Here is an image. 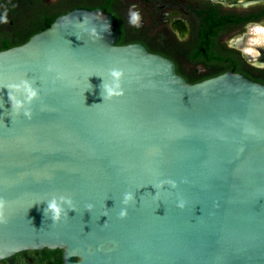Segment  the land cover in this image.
Listing matches in <instances>:
<instances>
[{
	"label": "water",
	"instance_id": "95a60500",
	"mask_svg": "<svg viewBox=\"0 0 264 264\" xmlns=\"http://www.w3.org/2000/svg\"><path fill=\"white\" fill-rule=\"evenodd\" d=\"M120 34L78 8L0 50V264H264V84L189 82Z\"/></svg>",
	"mask_w": 264,
	"mask_h": 264
},
{
	"label": "flooded vegetation",
	"instance_id": "af4514ba",
	"mask_svg": "<svg viewBox=\"0 0 264 264\" xmlns=\"http://www.w3.org/2000/svg\"><path fill=\"white\" fill-rule=\"evenodd\" d=\"M107 7L120 25L118 44L142 43L170 58L189 82L235 71L264 84V43L248 42L258 27L264 28V0H0V17L7 18L0 23V40L21 39L47 14ZM131 12L139 13L138 27L130 23ZM211 13L223 22L210 34L208 49L194 57L199 34L208 28L204 17ZM249 45L259 54L248 51Z\"/></svg>",
	"mask_w": 264,
	"mask_h": 264
},
{
	"label": "trees",
	"instance_id": "16d2710c",
	"mask_svg": "<svg viewBox=\"0 0 264 264\" xmlns=\"http://www.w3.org/2000/svg\"><path fill=\"white\" fill-rule=\"evenodd\" d=\"M109 1L105 2L108 3ZM108 11L109 8L107 7ZM56 18V15L47 14L45 16L39 17L34 24L31 21L32 28L27 34L22 35L21 39L16 38V40H8L7 38L0 40V50L9 48L14 45H20L27 41L30 36L33 34L46 29ZM204 22L207 29L202 30L199 35L200 40L198 42L199 46L194 51L193 56H197L201 54V48L207 50L210 43V34H214L217 30L218 24H221L223 21L222 19H218L215 13H211V15H207L204 17ZM204 31V32H203ZM209 58V57H208ZM61 249H44V250H29L15 254L10 259L13 261L11 262L9 259L4 260V264H63L62 257H61Z\"/></svg>",
	"mask_w": 264,
	"mask_h": 264
},
{
	"label": "clouds",
	"instance_id": "9594fccd",
	"mask_svg": "<svg viewBox=\"0 0 264 264\" xmlns=\"http://www.w3.org/2000/svg\"><path fill=\"white\" fill-rule=\"evenodd\" d=\"M131 18H130V23L134 26H139V13L138 12H131L130 14ZM0 23H7V18L6 15L3 17H0ZM257 31L259 32H264V28H257ZM256 55H258V53H256ZM111 77L113 78V84L112 85H103V91L104 93H106L108 96H111L113 94H118L116 92L117 89H119V77L121 76V73L118 70H112L110 72ZM23 87L28 90L29 92V96L28 98L31 99V97L35 96L36 93L34 91H31L29 88V85L27 83L23 84ZM19 106V105H17ZM63 199V198H61ZM130 199L129 196H125V203L127 202V200ZM47 210L50 211L52 213V219L53 221L58 220L60 217V213L62 211V209L59 207L57 201L55 199H53L52 201H50L47 205ZM121 215H124V212H121Z\"/></svg>",
	"mask_w": 264,
	"mask_h": 264
},
{
	"label": "bare ground",
	"instance_id": "6f19581e",
	"mask_svg": "<svg viewBox=\"0 0 264 264\" xmlns=\"http://www.w3.org/2000/svg\"><path fill=\"white\" fill-rule=\"evenodd\" d=\"M249 43H251L252 45H255L258 42H263L264 43V32H257V33H252L250 35V39L248 40ZM252 45H249L247 50L251 51L254 55H256V53L259 54V51L254 48Z\"/></svg>",
	"mask_w": 264,
	"mask_h": 264
}]
</instances>
